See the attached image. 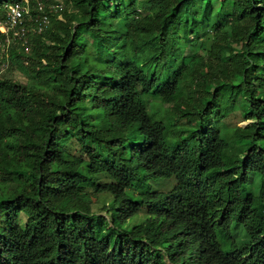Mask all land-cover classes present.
I'll list each match as a JSON object with an SVG mask.
<instances>
[{
	"label": "trees",
	"instance_id": "1",
	"mask_svg": "<svg viewBox=\"0 0 264 264\" xmlns=\"http://www.w3.org/2000/svg\"><path fill=\"white\" fill-rule=\"evenodd\" d=\"M61 2L0 77V264H264V0Z\"/></svg>",
	"mask_w": 264,
	"mask_h": 264
},
{
	"label": "built area",
	"instance_id": "2",
	"mask_svg": "<svg viewBox=\"0 0 264 264\" xmlns=\"http://www.w3.org/2000/svg\"><path fill=\"white\" fill-rule=\"evenodd\" d=\"M30 3L34 4L32 9H35V15L30 14ZM44 6L57 13L62 9V2L61 0H22L20 4L6 6L5 19L0 23V34L4 35L3 42H0V74L7 67L8 46L17 41L21 47H25L28 36L40 34L49 24L47 15L43 13ZM24 22L28 23L27 28Z\"/></svg>",
	"mask_w": 264,
	"mask_h": 264
},
{
	"label": "rangeland",
	"instance_id": "3",
	"mask_svg": "<svg viewBox=\"0 0 264 264\" xmlns=\"http://www.w3.org/2000/svg\"><path fill=\"white\" fill-rule=\"evenodd\" d=\"M68 13H71L72 9L67 8ZM55 18L57 20H60L61 17L60 15H56ZM0 77L4 80H15L17 82H23V78L15 71H11L9 70L7 67L4 69V71H2V73L0 74ZM174 101L170 100L167 104L161 105L159 106L156 103H151L153 105V109L169 116V113L166 114V112L168 111L167 109H169L172 105ZM225 126L227 128H232L234 126L237 127H245L246 125H248L249 122H241L240 118L238 117V115H230L228 117H225L223 120ZM64 149L66 150L67 153H69L70 155L73 156H80V152L78 150V147L73 143V142H68L66 145H64ZM85 164L83 165V170L85 171ZM174 178L173 177H169V178H160V179H146L144 184H143V189L144 191L153 193V192H166L168 190H170L173 186H174ZM257 183V178L253 179V184L256 185ZM128 195H130L132 197V199H139V196H137L136 193H132L130 191H128ZM83 200L89 204L90 209L92 212H100L101 209L103 207H106L107 204L111 203V199L110 197L106 196V195H99V196H83ZM145 218V214L143 213H138L130 218H128L127 220H125L124 222L120 223V224H116V227H118L119 229H123V230H128L130 229V227L132 225H135L136 223L141 222L143 219Z\"/></svg>",
	"mask_w": 264,
	"mask_h": 264
}]
</instances>
